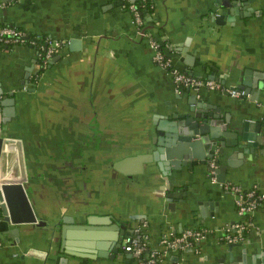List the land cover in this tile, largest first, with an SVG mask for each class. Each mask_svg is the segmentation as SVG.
<instances>
[{
  "label": "crops",
  "instance_id": "crops-1",
  "mask_svg": "<svg viewBox=\"0 0 264 264\" xmlns=\"http://www.w3.org/2000/svg\"><path fill=\"white\" fill-rule=\"evenodd\" d=\"M149 1L139 33L124 0H0L6 2L0 22L63 41L41 69L35 46L0 44V130L21 141L1 167L15 177L25 168L37 221L45 223L17 229L0 207V264H140L112 245L142 223L160 264H264V209L239 216L233 192L210 180L207 162L170 175L148 163L130 178L113 167L128 155L152 152L154 133H145L152 117L171 114L190 92L227 130L243 117L264 119V88L240 98L177 86L149 43V36L158 40L172 64L190 75L228 87L241 76L264 83V0H253L250 14L221 7L222 23L212 20L213 0ZM10 92L14 114L3 122ZM249 143L216 155L218 164L232 163L223 182L264 191V124ZM167 188L182 190L172 209ZM243 220L252 225L242 238L224 241ZM186 228L206 236L192 246H163L164 235Z\"/></svg>",
  "mask_w": 264,
  "mask_h": 264
},
{
  "label": "water",
  "instance_id": "water-1",
  "mask_svg": "<svg viewBox=\"0 0 264 264\" xmlns=\"http://www.w3.org/2000/svg\"><path fill=\"white\" fill-rule=\"evenodd\" d=\"M213 0L211 11L213 13L212 20L215 23L224 21V13L220 12L221 7H226V11L234 14L241 13L250 14L251 2L253 0ZM241 8V11L240 9ZM147 19V18H145ZM144 25L142 26L143 29ZM141 29V30H142ZM142 32H144L142 30ZM55 58V57H54ZM192 64V63H190ZM239 82L234 85L235 88L243 89L250 93V97L254 94V87L259 86V90L264 88V83L247 80V76L238 78ZM35 86V85H34ZM34 86H31L33 90ZM189 90V89H188ZM189 92V91H188ZM258 93V92H257ZM256 97H258L256 95ZM253 98L255 96L253 95ZM176 110L169 113H157L152 117V123L145 129V133H154L151 136V142L155 146L152 152H141L134 155H128L113 163V167L119 170L127 177H133L138 173L145 172L148 163H155L160 170L167 175L178 173L181 168H192L197 164H204L212 155L225 153L229 146L238 145L244 147L249 145V140L256 135L260 127L264 124V119L254 120L243 117L231 123L230 129L221 127V122L217 120L218 115L213 111H206L197 98L196 92H190L185 101L179 103ZM2 105L8 106L3 111L6 122L14 114L15 98L12 92L5 96ZM158 115V117L156 116ZM158 118V119H156ZM5 131L0 130V207L2 208L3 219L7 223L16 225V228L22 224L39 225L45 224L42 220L37 221V215L32 207L29 194L27 192V182L25 181L24 161L22 169L24 175L5 176L2 170V159L8 150L19 147L21 141L15 136H4ZM238 136L240 138H238ZM220 146L219 149L216 147ZM227 148V149H226ZM232 164L230 160L226 163L219 160L217 168V180L224 181V175L228 165ZM166 193L168 206L172 209V204L176 197L181 196V189H169ZM67 220L66 218H64ZM131 231H123L122 236ZM122 236L112 245L113 252L118 251Z\"/></svg>",
  "mask_w": 264,
  "mask_h": 264
},
{
  "label": "built area",
  "instance_id": "built-area-1",
  "mask_svg": "<svg viewBox=\"0 0 264 264\" xmlns=\"http://www.w3.org/2000/svg\"><path fill=\"white\" fill-rule=\"evenodd\" d=\"M5 5L6 2H0V8ZM129 7L133 12L137 31L142 33L141 29L145 23V19L138 12L134 3H130ZM149 43L154 48V61L167 69L177 86L188 87L194 91H197L202 87L211 90L220 89L230 96L240 98L250 97V93L245 92L243 89L224 86L216 79L196 77L179 70L172 64L171 59L162 52L158 40L149 36ZM0 44H31L35 46L38 51L41 69L45 66L47 60L53 56L59 48H61L63 41L42 34L31 35L15 24L6 23L0 26ZM38 76L39 73L36 71L31 80L33 84L37 82ZM23 87L26 89L27 85ZM207 165L210 180L212 182H218L221 186L230 189L231 192H233L236 212L239 216L250 214L257 208L264 209V191L257 188L244 189L237 184H228L223 181H218V161L215 154L208 159ZM145 225V223H142L140 226H136L131 232L125 234L121 240L120 247L122 250L136 255L139 258L140 264H160L159 252L155 249L148 248L147 242L145 241L146 237L143 232ZM250 225H252V222L250 221H237L233 225V230L235 232L228 230L222 238L227 242L240 240L242 238L240 232H243ZM205 236L206 230L186 228L177 235H164L161 242L166 248L179 249L190 245L192 246L195 242L200 241Z\"/></svg>",
  "mask_w": 264,
  "mask_h": 264
},
{
  "label": "trees",
  "instance_id": "trees-1",
  "mask_svg": "<svg viewBox=\"0 0 264 264\" xmlns=\"http://www.w3.org/2000/svg\"><path fill=\"white\" fill-rule=\"evenodd\" d=\"M124 3L128 8H129L130 3H134V5L136 6V9L138 10V12L141 14V16L144 19L146 18V13H148V11L150 10V7H151L149 0H124ZM6 23H8V22H1L0 26L3 24H6ZM161 50L165 54V52L163 51V47H161Z\"/></svg>",
  "mask_w": 264,
  "mask_h": 264
}]
</instances>
